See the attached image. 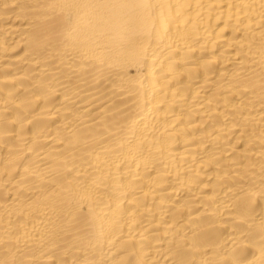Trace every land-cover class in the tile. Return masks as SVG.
I'll return each instance as SVG.
<instances>
[{
  "label": "bare ground",
  "instance_id": "obj_1",
  "mask_svg": "<svg viewBox=\"0 0 264 264\" xmlns=\"http://www.w3.org/2000/svg\"><path fill=\"white\" fill-rule=\"evenodd\" d=\"M0 264H264V0H0Z\"/></svg>",
  "mask_w": 264,
  "mask_h": 264
}]
</instances>
